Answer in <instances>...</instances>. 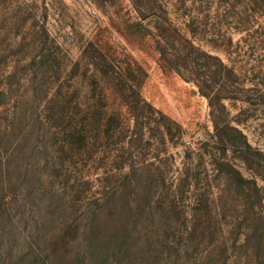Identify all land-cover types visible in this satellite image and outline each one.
Wrapping results in <instances>:
<instances>
[{
  "label": "rangeland",
  "instance_id": "374dc122",
  "mask_svg": "<svg viewBox=\"0 0 264 264\" xmlns=\"http://www.w3.org/2000/svg\"><path fill=\"white\" fill-rule=\"evenodd\" d=\"M154 8L180 35L165 58L131 0H0V264H264V0ZM126 67L130 94L115 79ZM211 92L223 107L213 116L242 133L222 135L237 171L200 154L214 143ZM111 113L118 127L107 132L98 123ZM72 125L87 136L73 149ZM130 164L152 208L134 211L121 243L97 222V198L114 193ZM239 175L252 181L244 190ZM127 196L143 203L133 185ZM164 197L177 203L165 225L154 204ZM194 197L209 208L191 210Z\"/></svg>",
  "mask_w": 264,
  "mask_h": 264
},
{
  "label": "trees",
  "instance_id": "16d2710c",
  "mask_svg": "<svg viewBox=\"0 0 264 264\" xmlns=\"http://www.w3.org/2000/svg\"><path fill=\"white\" fill-rule=\"evenodd\" d=\"M131 1L136 7L137 11L140 13V17L142 18L149 17L150 20L152 21L151 23H153L154 28L157 31V36H156L157 38H155L157 52L160 55H163V58H165L166 53H167L166 48L168 45H171V40L174 39V34H177V36L180 37L177 28L174 27L173 24L166 17H164V19L162 20V18L158 15V13L156 12L154 8L156 4V0H146L147 6L143 10L144 13L142 12V8L140 6L143 0H131ZM186 41L188 42V40ZM176 42L180 43V45L184 47L183 42L179 40H177ZM184 52L185 51L182 52L183 55L181 56L183 57L184 60L185 59L187 60ZM175 57L178 59H182V57L178 55H175ZM208 57L218 60V57L212 56L210 54ZM218 64L220 68L219 70L221 69L225 70L226 74L227 72L229 73L232 72V70L230 68H227L224 64H222V62L219 61ZM102 67H103V64H102ZM114 72L116 73L115 75V79L117 81L116 83L117 85L121 87L122 93H127V94L134 93L135 83H134L133 78H131L132 76L131 69L129 67L128 68L126 67V69L122 68L120 71L115 70ZM103 73H107V72L103 71ZM206 86L208 87V84H206ZM205 95L207 96L208 104L211 108V114H212L211 118H212V123H213L215 133L213 135L214 143L208 148H204V150H201L200 154L201 156H204L205 154H207L208 157H210V159L213 161V164L217 165V168H216L217 171L219 170L221 163L227 165L229 168H231V170L237 171L228 161H225L223 159L224 157L223 152L226 149V147L229 145V142H227L229 140L227 138H223L222 135L225 132L228 133L230 129L237 131L239 134H242V133L239 130H237V128L230 126L228 122H226L225 120H222L220 114H215V116H213L215 105H220V108H223L222 103H221L222 96L220 95V93L211 92V94L206 93ZM135 99L130 100L132 102L130 106L134 111H136L139 108L138 101H136ZM137 99H138V96H137ZM142 102L145 105L148 104L144 100H142ZM94 111L100 113L101 109L97 110L96 108L94 109ZM104 120H105V123H102L104 127L101 126L100 122L98 123V127H101L104 131L114 132L116 128L118 127L117 124L115 125L113 124V121L115 120L114 113H111V115L106 117ZM242 137L243 139L239 141V147L240 149H242L243 152H245L246 154H249V151L251 150V146L249 142H247V140L244 138V136ZM68 139L69 140L67 141L70 144L71 149H73V147H76L75 145L77 144H81L80 146H83L85 145V142H87V136L84 135V132L79 130L75 125H72L69 128ZM137 169H138L137 166H135L134 164H130L128 166V169L122 173L123 175L121 176L120 181H118L117 186L113 188L114 193L110 196L104 195L100 198H97V201H98L97 207L101 210L97 214V219H98L97 222H102V220L104 219V221L101 223V225H103L102 227L106 229L107 234L110 236L111 239L114 237V239L120 240L121 243L123 241L126 242V240L128 239V236L130 237L132 226L137 224L136 214L142 213V211L144 210H147V212H149V209L152 208V193L153 192L151 188L146 187V185H144L142 181L143 180L142 176L137 177L136 175ZM231 178H232V181L235 187L240 188L241 190H244L245 184H251L252 182L249 180L245 181L242 178V176L240 177V175L236 179H235V176H232ZM152 181H156V179L151 180V183ZM132 185L138 188V193H139V196L142 197L143 203L136 202L135 204H132L130 202L131 200L129 201V197L127 195H128L129 187ZM118 198H120V200H118ZM164 198L166 200L165 202H162L161 200H159L158 203L157 201H154V204H155V207H158L161 209L160 214H162L158 216L156 222L160 224L162 221H164L163 224L165 225L169 219V214H170L169 213L170 210H168V208H171L172 206L176 207L177 203H174L173 200L169 199L168 197H164ZM134 200L137 201L136 198H134ZM167 203H170V205ZM110 207L112 209L111 215H109V212L106 213V209ZM203 207L209 208V204L206 201V199L194 197L190 204L191 210H195L198 213ZM134 208L139 209V211ZM134 211H137V213H135ZM103 212L105 213L104 217H102ZM147 214L154 215L155 213L150 212ZM153 222L154 220L152 221V223Z\"/></svg>",
  "mask_w": 264,
  "mask_h": 264
}]
</instances>
